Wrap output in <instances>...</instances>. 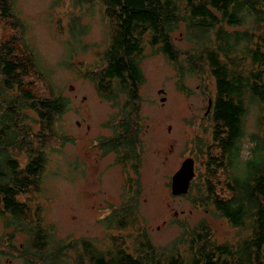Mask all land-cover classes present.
<instances>
[{
    "label": "rangeland",
    "instance_id": "374dc122",
    "mask_svg": "<svg viewBox=\"0 0 264 264\" xmlns=\"http://www.w3.org/2000/svg\"><path fill=\"white\" fill-rule=\"evenodd\" d=\"M11 3L16 16L27 24L25 37L37 59L36 70H31L25 80L38 96H63L70 106L55 119L53 132L47 136L36 132V124L27 122L45 143L42 149L45 162L39 187L31 186L18 199L31 210H39L41 220L54 229L55 240L62 239L64 247L69 248L63 250L66 256L62 253L41 264H90L87 256H77L82 252V239L90 241L93 256L101 251L109 255L119 245L136 254L138 241L146 238L157 251H170L174 242H178L181 250L195 249L206 231L210 233L205 236L208 246L214 242L236 247L240 236L247 235L248 226L233 228L217 211L213 213L211 205L197 208L191 200L194 194L191 182L187 197L170 190L171 176L186 157L194 160V176H203L207 171L210 176L207 159L218 155L211 141L210 108L207 111L215 86L205 48L198 46L192 51V44L175 31L176 62L168 59L159 45H151L148 37L143 38L139 57L144 75L139 90L143 124L132 139L133 145L128 147L140 157V175L134 177L131 189H124L122 167L128 172L132 160L122 155L116 161L110 153L102 157L97 148L99 140L111 133L106 122L117 117L118 102L126 98L122 92L115 96L114 101L118 102L101 98L92 80L104 66L103 54L113 30L101 1L12 0ZM73 15L78 18L81 15L83 25L78 22L81 35L76 41L70 38L68 29ZM16 24L12 20L0 22V41L19 40ZM72 47L76 53L69 57ZM241 48L239 45L238 49ZM234 58L239 64L249 61L247 55L238 54ZM248 103L245 129L254 131L263 105L256 98H250ZM115 123L110 125L117 126ZM247 146L245 140L243 153ZM10 153L20 164L28 158L25 150L13 149ZM215 176L218 180L215 189L221 197H227L229 192L223 185L225 173L219 171ZM216 180H211V184ZM136 201V209H129L125 224L120 227L114 221L116 212H121L125 203ZM203 220L206 222L203 232L192 236L188 228ZM112 235L116 238L112 239ZM8 238L0 215V250L5 252H0V262L40 264L33 260L38 251L26 248L22 256L8 253L7 247L12 248L5 241ZM22 240L23 236L18 234L14 243ZM72 242L76 247H66ZM22 248L25 250L23 244Z\"/></svg>",
    "mask_w": 264,
    "mask_h": 264
},
{
    "label": "trees",
    "instance_id": "16d2710c",
    "mask_svg": "<svg viewBox=\"0 0 264 264\" xmlns=\"http://www.w3.org/2000/svg\"><path fill=\"white\" fill-rule=\"evenodd\" d=\"M100 1L113 30L103 54L104 66L92 80L101 98L114 101L119 92L126 96L121 102L114 101L120 109L117 117L106 125L116 122L117 126L112 135L99 140L100 148L105 151L131 148L143 124L139 114V90L144 81L139 65L143 38L148 37L149 44L159 45L168 59L177 62L173 34L179 31L192 44V51L198 46L205 48L215 86L208 118L213 122L210 135L218 155L207 159L210 176L207 171L191 180L194 191L191 200L197 208L213 206V213L217 211L230 226L241 229L248 226L249 231L240 236L234 248L214 242L208 246L205 238L210 235L208 231L195 249L181 250L178 242H174L170 251H157L146 238L138 241L136 254L119 245L109 255L101 251L93 256L90 241L82 239V252L77 256H87L90 264H264V0ZM11 2L0 0V22L17 23L19 39L0 41V215L9 237L5 241L12 246L7 247L8 253L22 256L29 248L38 251L33 260L41 264L62 253L66 256L63 250L69 248L64 247L62 239L55 240L54 229L41 220L39 210H31L18 195L28 192L31 186L39 187L45 143L36 132L43 136L51 134L55 119L70 106L63 96H38L25 80L31 70H36L37 59L25 37L27 24L16 16ZM78 22L83 26L81 15L70 17L68 29L75 41L81 35ZM69 53L71 57L76 49L70 48ZM238 54L247 55L249 61L235 62ZM250 98L263 105L254 131L245 129ZM27 122L36 124L38 130L34 132ZM245 140L248 146L243 153ZM13 149L28 152L24 164L12 156ZM219 171L225 173L223 185L229 192L227 197H221L215 189L218 184L215 175ZM211 180H216L215 184ZM137 203H125L123 210L116 212L114 221L120 227L125 224L129 209H136ZM205 225L203 220L188 229L193 236L202 233ZM18 234L23 236L19 244L14 243ZM113 238L116 237L112 235ZM22 244L25 250L21 249ZM68 246L76 247L74 242ZM26 256L30 258L29 254Z\"/></svg>",
    "mask_w": 264,
    "mask_h": 264
},
{
    "label": "flooded vegetation",
    "instance_id": "af4514ba",
    "mask_svg": "<svg viewBox=\"0 0 264 264\" xmlns=\"http://www.w3.org/2000/svg\"><path fill=\"white\" fill-rule=\"evenodd\" d=\"M211 103H212V100L209 99L208 104L211 105ZM207 108H208V105H207ZM207 111H208V109H207ZM108 126L111 130V133L107 136H104V137H108V136L112 135L114 132L115 126H111V125H108ZM110 144L111 143H108V145H110ZM97 148H98V153L102 157L106 156L107 154L110 153L113 155V158H115V160L118 161V160L122 159V156H120L119 154H122L123 156L126 155L127 158H130L132 160L130 163L131 167L128 170V172H125V169L122 167V175H121L122 183L123 182L126 183V186H124V189H131V187L134 186V181H135L134 177L140 175V170H139L140 169V167H139L140 157H139V155H136L134 153V151L130 148L128 149V147H125L124 150L119 149V148H110L109 150L105 151L103 148H100V144L98 143ZM141 160H143V158H141Z\"/></svg>",
    "mask_w": 264,
    "mask_h": 264
},
{
    "label": "water",
    "instance_id": "95a60500",
    "mask_svg": "<svg viewBox=\"0 0 264 264\" xmlns=\"http://www.w3.org/2000/svg\"><path fill=\"white\" fill-rule=\"evenodd\" d=\"M72 88V87H71ZM164 100V98H162ZM210 104H208L209 109ZM182 175V176H179ZM194 176V160L192 157H186L179 169L171 176L170 190L172 194H185L188 191L189 184Z\"/></svg>",
    "mask_w": 264,
    "mask_h": 264
},
{
    "label": "bare ground",
    "instance_id": "6f19581e",
    "mask_svg": "<svg viewBox=\"0 0 264 264\" xmlns=\"http://www.w3.org/2000/svg\"><path fill=\"white\" fill-rule=\"evenodd\" d=\"M20 128V127H19ZM179 176H182V175H179Z\"/></svg>",
    "mask_w": 264,
    "mask_h": 264
}]
</instances>
